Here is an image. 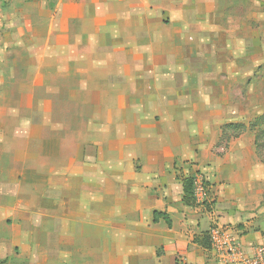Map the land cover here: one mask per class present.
<instances>
[{
    "label": "crops",
    "instance_id": "crops-1",
    "mask_svg": "<svg viewBox=\"0 0 264 264\" xmlns=\"http://www.w3.org/2000/svg\"><path fill=\"white\" fill-rule=\"evenodd\" d=\"M49 1L39 56L59 59L60 84L17 87L0 70V264H217L215 226L264 246L259 159L224 132L264 114V32L229 16L243 0ZM55 90L75 106L59 130ZM197 172L212 212L184 201Z\"/></svg>",
    "mask_w": 264,
    "mask_h": 264
},
{
    "label": "rangeland",
    "instance_id": "rangeland-1",
    "mask_svg": "<svg viewBox=\"0 0 264 264\" xmlns=\"http://www.w3.org/2000/svg\"><path fill=\"white\" fill-rule=\"evenodd\" d=\"M261 7L257 8L255 3L252 4L250 0H243V9L238 11L230 10L229 16H237V21L242 22L245 30L251 22L254 21V27L259 28L264 32V0H259ZM255 5V6H253ZM56 6L49 0H0V7L3 12H0V18H5L8 25H6L3 34L0 35V70L4 72V76L10 84L19 86V84H27L31 80V85L40 88L46 81L59 83L61 77L58 74L60 61L59 59H42L39 54L45 51V8L54 9ZM33 14L37 20L36 25L29 24L28 15ZM257 14V18L251 16ZM258 22V24H256ZM257 25V27H256ZM250 33L244 31L243 39L249 36ZM242 36V35H241ZM31 41H27V38ZM245 40V39H244ZM264 41V40H263ZM48 48H50L48 46ZM264 49V47H263ZM29 55L33 57H30ZM264 56V55H263ZM262 58V57H261ZM264 59H261V65L258 69L257 75L254 77V82L257 84L256 90L259 96L260 111H264ZM52 74H46L45 70ZM31 72L32 75H29ZM32 77V78H31ZM69 76L68 78H70ZM67 78V79H68ZM76 76L72 75L71 80L74 82ZM65 80V79H64ZM70 79L68 81H71ZM65 80V82L68 83ZM29 84V83H28ZM53 84V83H52ZM15 88V87H14ZM18 91V90H17ZM17 91L10 90L6 92L10 99H18L19 94ZM39 97H43V91L36 92ZM52 116L53 122L50 127L53 130H59V116L61 114L72 115L75 113V106L67 99L73 98L71 92L64 90L52 91ZM264 113V112H263ZM264 115V114H263ZM259 117H262L259 116ZM257 119V118H256ZM253 119L251 122L243 124L239 130L226 133L225 136H230L233 139H243L246 143L252 142L254 145L255 155L259 159V170L255 172L254 178L258 179L257 189L264 192V122H257ZM227 139V138H226ZM228 140V139H227ZM229 141V140H228ZM232 141V140H231ZM230 141V142H231ZM221 142L220 150L226 153L228 143ZM210 200V199H209ZM208 212L214 210V203H209L204 207ZM260 209L262 210L261 221H264V198L261 202Z\"/></svg>",
    "mask_w": 264,
    "mask_h": 264
},
{
    "label": "built area",
    "instance_id": "built-area-1",
    "mask_svg": "<svg viewBox=\"0 0 264 264\" xmlns=\"http://www.w3.org/2000/svg\"><path fill=\"white\" fill-rule=\"evenodd\" d=\"M193 191L196 204H209L208 185L202 172L195 173ZM210 250L217 264H264V246L255 247L248 253L231 228L215 226L210 230Z\"/></svg>",
    "mask_w": 264,
    "mask_h": 264
},
{
    "label": "trees",
    "instance_id": "trees-1",
    "mask_svg": "<svg viewBox=\"0 0 264 264\" xmlns=\"http://www.w3.org/2000/svg\"><path fill=\"white\" fill-rule=\"evenodd\" d=\"M257 122H264V115H262V117H258L256 119ZM242 126V124L240 125H229V126H226L225 129H224V132L225 131H228V130H233V132L239 130ZM227 139H229V137L227 136ZM184 185H185V197H184V201L186 202L187 205H190V206H198L196 204V201H195V198H194V191H193V178L192 176L188 177V178H185L184 179ZM165 215L163 214H155V218L157 221L158 218L160 217H163ZM211 248V242H210V237H209V245H208V249Z\"/></svg>",
    "mask_w": 264,
    "mask_h": 264
}]
</instances>
